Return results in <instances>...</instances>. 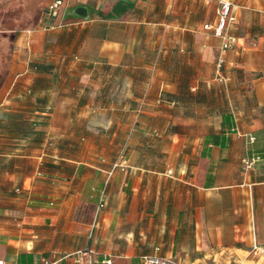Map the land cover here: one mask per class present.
I'll return each mask as SVG.
<instances>
[{
	"label": "crops",
	"instance_id": "1",
	"mask_svg": "<svg viewBox=\"0 0 264 264\" xmlns=\"http://www.w3.org/2000/svg\"><path fill=\"white\" fill-rule=\"evenodd\" d=\"M52 1L0 0V261L264 264L259 1Z\"/></svg>",
	"mask_w": 264,
	"mask_h": 264
},
{
	"label": "built area",
	"instance_id": "2",
	"mask_svg": "<svg viewBox=\"0 0 264 264\" xmlns=\"http://www.w3.org/2000/svg\"><path fill=\"white\" fill-rule=\"evenodd\" d=\"M64 0H53L51 3H49L44 11H43V17L45 19H51L54 18L62 5ZM232 8L233 4L231 0H219V5L216 8V25L214 26V34L217 36H220L223 38V44L222 48L226 49L230 45V39L226 36V28L229 23V21L232 20ZM205 28H211L210 25L206 24L204 26ZM248 139V142L252 143L255 141V136L247 134L245 135ZM255 158H245L242 160L243 169L244 171L250 169L253 166ZM118 166V162L114 164L113 167ZM102 206V200L100 199L98 207ZM89 253H91L90 250H88ZM249 255L253 257H259L264 255V245H258L257 243H253L252 247L249 250ZM110 262V261H108ZM143 264H173L172 261L163 259L161 257L155 256V255H146L142 258ZM0 264H3L2 261H0Z\"/></svg>",
	"mask_w": 264,
	"mask_h": 264
},
{
	"label": "rangeland",
	"instance_id": "3",
	"mask_svg": "<svg viewBox=\"0 0 264 264\" xmlns=\"http://www.w3.org/2000/svg\"><path fill=\"white\" fill-rule=\"evenodd\" d=\"M260 3V11H257V15L259 14L258 19H260V23L264 25V0H258Z\"/></svg>",
	"mask_w": 264,
	"mask_h": 264
},
{
	"label": "water",
	"instance_id": "4",
	"mask_svg": "<svg viewBox=\"0 0 264 264\" xmlns=\"http://www.w3.org/2000/svg\"><path fill=\"white\" fill-rule=\"evenodd\" d=\"M75 14H77L79 16H84L85 15V12H84L83 7H77V8H75Z\"/></svg>",
	"mask_w": 264,
	"mask_h": 264
},
{
	"label": "trees",
	"instance_id": "5",
	"mask_svg": "<svg viewBox=\"0 0 264 264\" xmlns=\"http://www.w3.org/2000/svg\"><path fill=\"white\" fill-rule=\"evenodd\" d=\"M207 178H209V179H210V174H208V175H207Z\"/></svg>",
	"mask_w": 264,
	"mask_h": 264
}]
</instances>
